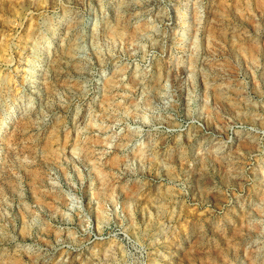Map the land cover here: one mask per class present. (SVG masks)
I'll return each mask as SVG.
<instances>
[{"label":"rangeland","instance_id":"rangeland-1","mask_svg":"<svg viewBox=\"0 0 264 264\" xmlns=\"http://www.w3.org/2000/svg\"><path fill=\"white\" fill-rule=\"evenodd\" d=\"M0 264H264V0H0Z\"/></svg>","mask_w":264,"mask_h":264}]
</instances>
